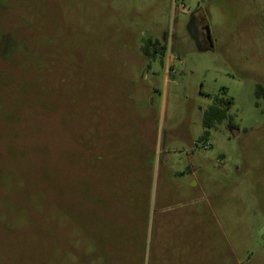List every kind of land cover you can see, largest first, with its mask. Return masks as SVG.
Returning a JSON list of instances; mask_svg holds the SVG:
<instances>
[{
  "label": "rangeland",
  "instance_id": "rangeland-1",
  "mask_svg": "<svg viewBox=\"0 0 264 264\" xmlns=\"http://www.w3.org/2000/svg\"><path fill=\"white\" fill-rule=\"evenodd\" d=\"M259 87L264 0H0V264H264Z\"/></svg>",
  "mask_w": 264,
  "mask_h": 264
},
{
  "label": "trees",
  "instance_id": "trees-1",
  "mask_svg": "<svg viewBox=\"0 0 264 264\" xmlns=\"http://www.w3.org/2000/svg\"><path fill=\"white\" fill-rule=\"evenodd\" d=\"M264 94V90L259 87L257 90V95L260 96ZM232 104L231 101H227V106ZM226 109L223 107L220 101H217V105L212 106L203 114V126L207 130L214 127L215 124H220L226 119ZM208 132H205L207 134Z\"/></svg>",
  "mask_w": 264,
  "mask_h": 264
},
{
  "label": "built area",
  "instance_id": "built-area-1",
  "mask_svg": "<svg viewBox=\"0 0 264 264\" xmlns=\"http://www.w3.org/2000/svg\"><path fill=\"white\" fill-rule=\"evenodd\" d=\"M173 1V3L175 4V6L177 5H180V6H182L183 5V3L185 2V0H172Z\"/></svg>",
  "mask_w": 264,
  "mask_h": 264
},
{
  "label": "water",
  "instance_id": "water-1",
  "mask_svg": "<svg viewBox=\"0 0 264 264\" xmlns=\"http://www.w3.org/2000/svg\"><path fill=\"white\" fill-rule=\"evenodd\" d=\"M206 33H207V36H208V40H210V38H209V32H208V28H206Z\"/></svg>",
  "mask_w": 264,
  "mask_h": 264
},
{
  "label": "flooded vegetation",
  "instance_id": "flooded-vegetation-1",
  "mask_svg": "<svg viewBox=\"0 0 264 264\" xmlns=\"http://www.w3.org/2000/svg\"><path fill=\"white\" fill-rule=\"evenodd\" d=\"M206 29H204V31H205ZM205 33H206V31H205ZM206 35V38L208 39V36H207V33L205 34Z\"/></svg>",
  "mask_w": 264,
  "mask_h": 264
}]
</instances>
